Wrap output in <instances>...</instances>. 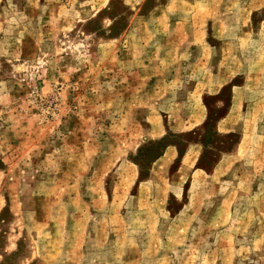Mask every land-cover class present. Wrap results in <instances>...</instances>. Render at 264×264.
Segmentation results:
<instances>
[{
  "label": "rangeland",
  "instance_id": "374dc122",
  "mask_svg": "<svg viewBox=\"0 0 264 264\" xmlns=\"http://www.w3.org/2000/svg\"><path fill=\"white\" fill-rule=\"evenodd\" d=\"M0 264H264V0H0Z\"/></svg>",
  "mask_w": 264,
  "mask_h": 264
},
{
  "label": "crops",
  "instance_id": "0c3cea01",
  "mask_svg": "<svg viewBox=\"0 0 264 264\" xmlns=\"http://www.w3.org/2000/svg\"><path fill=\"white\" fill-rule=\"evenodd\" d=\"M191 149V148H190Z\"/></svg>",
  "mask_w": 264,
  "mask_h": 264
}]
</instances>
